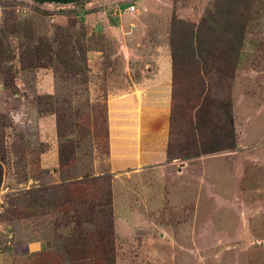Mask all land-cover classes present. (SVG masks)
I'll use <instances>...</instances> for the list:
<instances>
[{"label":"rangeland","instance_id":"rangeland-1","mask_svg":"<svg viewBox=\"0 0 264 264\" xmlns=\"http://www.w3.org/2000/svg\"><path fill=\"white\" fill-rule=\"evenodd\" d=\"M130 5L132 13L120 12ZM10 16L33 22L35 39L85 35L92 51L85 77L25 70L18 60L10 76L0 71V264L68 263L67 247L93 245L80 233L100 234L117 264H264V0H0V28ZM193 28L203 37L213 28L207 47L215 58L206 71L200 61L191 67L192 96L232 102L237 148L184 159L177 140V156L146 175L148 193L135 190L112 207V195L93 194L89 177L108 154L105 99L129 90L140 70L150 76L159 56L170 62L173 35L184 34L176 45L188 47ZM9 43L19 57L16 36ZM229 43L238 47L234 74L221 54ZM68 140L76 155L62 167L58 151ZM75 186L80 195H70ZM79 199L88 221L81 224Z\"/></svg>","mask_w":264,"mask_h":264},{"label":"trees","instance_id":"trees-1","mask_svg":"<svg viewBox=\"0 0 264 264\" xmlns=\"http://www.w3.org/2000/svg\"><path fill=\"white\" fill-rule=\"evenodd\" d=\"M44 2V0H41ZM219 13V12H218ZM227 13V10H226ZM226 15V14H223ZM211 23L214 24L215 18L211 17ZM31 21H20L10 16L5 21V24L0 28V64L4 61L3 65L0 66V71L5 76H10L12 73L13 62L19 61L22 69L29 70L38 67H49L53 68L55 73L60 74L67 80H70L71 76H86V56L87 53L92 51L89 49L84 42V36H80L78 33H70L68 31H56L54 35L43 36L36 38L32 34L31 30L28 29L32 25ZM83 28V27H82ZM84 31V28L81 30ZM213 28H207L203 32L202 30L190 29L187 38V46H180L177 48V42L181 38L182 41L186 39L185 35L181 37H175L171 40V65H172V88H171V108L169 114V139L167 143V159L170 156H177V153L182 158L187 159L190 156H198L201 154H213L217 152L235 150L237 148V139L235 126L233 123L232 114V102L227 99L214 100L207 94L202 100H198L197 95L192 96L195 93V88L189 86V79H191V67L200 62L204 63V69L208 65V61L211 58H215L214 54L210 52L207 45L209 44L208 34H211ZM16 36L18 40V46L16 50H19V57L15 53V48L11 47L10 38ZM239 44L241 40H238ZM229 49L227 53L223 52L222 58L233 62L231 65V73L234 74V70L237 63L238 52L235 49L233 43L225 45ZM241 46V45H240ZM188 48V49H187ZM225 48V49H226ZM190 49V50H189ZM223 49V51H225ZM235 52V53H234ZM218 58V57H216ZM4 66V67H3ZM213 67V66H211ZM0 72V73H1ZM233 76V75H232ZM197 86L198 84L195 83ZM204 87V85L202 84ZM189 89V91H188ZM190 93L191 98L187 99V95ZM193 105L194 110H190L189 106ZM105 125L106 120V105H105ZM46 113V112H45ZM52 113V111L47 112ZM187 113L189 117L187 119ZM192 117V119L190 118ZM186 121V125L184 122ZM2 132H0V135ZM186 136V139L180 137ZM61 136V134L59 133ZM188 138L190 140H188ZM179 140L178 147L179 151L174 149V144ZM191 143H188L187 141ZM184 141V142H183ZM106 145H108V133L106 127ZM1 145V142H0ZM74 142L71 140L64 141L61 143L58 151L59 163L62 167H69L75 158L76 152L74 149ZM1 149V148H0ZM1 152V150H0ZM0 159L4 160V157ZM1 164H0V183H1ZM92 182L94 180H91ZM70 195H80L76 186L70 189ZM105 190V189H104ZM103 189H96L97 195H102ZM92 193V192H91ZM104 196V195H102ZM101 196V197H102ZM78 197H76L77 199ZM73 197H71V200ZM107 208H111V198L107 196L105 200ZM85 202L80 200L74 208L79 207L75 210V220L77 223H86L83 218ZM95 205V198L88 202ZM19 213V212H18ZM111 227V225H109ZM79 240L88 239L93 242V245H82L67 247V260L68 263L57 262L58 264H117L114 255V247L102 248V240L100 234H89L80 233ZM101 241V243H100ZM39 252V251H38ZM36 256V257H35ZM39 257V258H37ZM41 251L34 253L32 260L35 259V263L42 262L43 258ZM56 263V264H57ZM43 264H53L48 259Z\"/></svg>","mask_w":264,"mask_h":264},{"label":"crops","instance_id":"crops-1","mask_svg":"<svg viewBox=\"0 0 264 264\" xmlns=\"http://www.w3.org/2000/svg\"><path fill=\"white\" fill-rule=\"evenodd\" d=\"M120 12L129 14L127 8ZM169 59L159 56L150 76L140 75L141 70H137L138 78L129 90L111 93L105 99L108 154L93 164L94 172L89 177L94 180L95 189H105L107 195H112V207L117 202L124 204L126 196L136 195L135 190L147 194L148 188L143 184L146 175L169 163L166 156L172 88ZM73 177L66 179L71 182L75 180ZM133 216L139 220V214ZM129 218L131 221L132 215ZM41 250V244L34 247V252Z\"/></svg>","mask_w":264,"mask_h":264},{"label":"built area","instance_id":"built-area-1","mask_svg":"<svg viewBox=\"0 0 264 264\" xmlns=\"http://www.w3.org/2000/svg\"><path fill=\"white\" fill-rule=\"evenodd\" d=\"M127 11L132 13L134 11V6L130 5L129 7H127Z\"/></svg>","mask_w":264,"mask_h":264},{"label":"flooded vegetation","instance_id":"flooded-vegetation-1","mask_svg":"<svg viewBox=\"0 0 264 264\" xmlns=\"http://www.w3.org/2000/svg\"><path fill=\"white\" fill-rule=\"evenodd\" d=\"M33 1H41V0H33ZM44 1H46V0H44ZM52 1L62 2V1H69V0H52Z\"/></svg>","mask_w":264,"mask_h":264}]
</instances>
